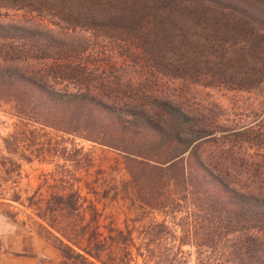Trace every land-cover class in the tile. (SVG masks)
Listing matches in <instances>:
<instances>
[{
    "label": "trees",
    "instance_id": "obj_1",
    "mask_svg": "<svg viewBox=\"0 0 264 264\" xmlns=\"http://www.w3.org/2000/svg\"><path fill=\"white\" fill-rule=\"evenodd\" d=\"M2 11L0 104L16 123L0 206L15 223L6 208L28 211L30 234L59 252L41 264H264V195L226 177L207 151L225 131L181 103L193 85L264 96V0H0ZM21 11L40 22L10 17ZM233 136L264 146V133ZM33 164L51 170L23 197Z\"/></svg>",
    "mask_w": 264,
    "mask_h": 264
},
{
    "label": "rangeland",
    "instance_id": "obj_2",
    "mask_svg": "<svg viewBox=\"0 0 264 264\" xmlns=\"http://www.w3.org/2000/svg\"><path fill=\"white\" fill-rule=\"evenodd\" d=\"M0 14L4 15L5 12L2 11ZM10 17L25 24L40 22L37 17L23 11L11 12ZM78 36V39L91 40L88 34ZM89 45L95 51L105 53L109 52L112 47L102 39L96 41L92 39ZM115 64L118 68L121 63L117 61H113L111 64L104 62L106 68H114ZM129 67L134 68L135 65L130 63ZM157 83L158 91L167 93L174 88L176 89L172 84L165 85L163 80H159ZM181 103L198 113L205 114L215 125L225 131L221 134L224 137L222 144L209 147L207 151L212 161L216 163H221V159L225 161L226 177L241 189L245 188L247 191H256L264 195L263 144L247 143L233 136V133L246 132L247 130L260 134L264 133V96L247 92H234L222 87L205 88L193 85L188 87V93L182 98ZM10 113L9 107L0 104V149L2 139L12 132L16 123ZM86 147L90 149L89 145ZM95 152L100 154L101 149L96 147ZM109 155L112 156V154ZM49 170L51 167L38 164L24 165L22 179H17L23 197L32 196L37 191L42 176ZM4 187L0 188L1 195L4 194ZM4 209L0 206V264H3V258L9 264H41L42 261L57 262L59 260V252L50 243L37 236L35 231L37 228H34L33 235L30 234L29 231L33 225L29 224L30 222L26 217L28 211L17 205L6 208L18 215V222L15 223L2 214Z\"/></svg>",
    "mask_w": 264,
    "mask_h": 264
},
{
    "label": "crops",
    "instance_id": "obj_3",
    "mask_svg": "<svg viewBox=\"0 0 264 264\" xmlns=\"http://www.w3.org/2000/svg\"><path fill=\"white\" fill-rule=\"evenodd\" d=\"M3 264H9V263H7L5 258H3Z\"/></svg>",
    "mask_w": 264,
    "mask_h": 264
}]
</instances>
